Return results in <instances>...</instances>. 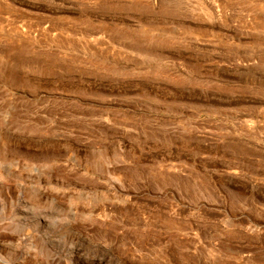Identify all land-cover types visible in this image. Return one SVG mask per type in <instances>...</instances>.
<instances>
[{
  "label": "rangeland",
  "instance_id": "1",
  "mask_svg": "<svg viewBox=\"0 0 264 264\" xmlns=\"http://www.w3.org/2000/svg\"><path fill=\"white\" fill-rule=\"evenodd\" d=\"M0 264H264V0H0Z\"/></svg>",
  "mask_w": 264,
  "mask_h": 264
}]
</instances>
